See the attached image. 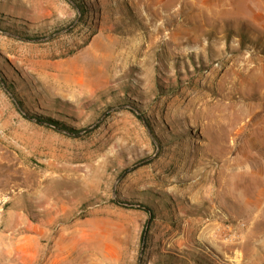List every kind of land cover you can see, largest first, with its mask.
Returning <instances> with one entry per match:
<instances>
[{"label": "rangeland", "instance_id": "374dc122", "mask_svg": "<svg viewBox=\"0 0 264 264\" xmlns=\"http://www.w3.org/2000/svg\"><path fill=\"white\" fill-rule=\"evenodd\" d=\"M0 72V264H264V0H0Z\"/></svg>", "mask_w": 264, "mask_h": 264}, {"label": "trees", "instance_id": "16d2710c", "mask_svg": "<svg viewBox=\"0 0 264 264\" xmlns=\"http://www.w3.org/2000/svg\"><path fill=\"white\" fill-rule=\"evenodd\" d=\"M0 75H2L1 72H0ZM2 82H3L4 86H5V82H4L3 79H2ZM10 94L12 96H15V95H13L14 94L13 92L12 93L10 92ZM15 104H16L17 108L22 112V114H24L25 116H28L29 119L34 120V121H36V122H38L40 124L47 125L49 127L55 128L57 130L66 131V132H68L69 134H72V135H77L81 131H84V132H90L91 131L89 127L82 128V129H79V130H75V129L71 128V127H67L64 124H61L60 122H58V121H56L54 119H51V118H48V117H44L42 115H38V114H35V113H31V114H27L26 115L24 113V104H23V102H21V101L16 99L15 100ZM132 112L138 118H140L144 122V124H146L148 127H150V125H149L150 123H149L148 119L145 116L139 114L135 109H133ZM148 162H149L148 160H141V161H138L137 163H135L134 166H142V165L147 164ZM120 204L127 205V203H124V202H120ZM131 206H137L138 208H141V209L147 211L150 214L148 222L146 223V226H145V228H144V230L142 232V235H141V241L143 243H145L147 235L149 233V228H150L151 222H152V220L154 218V213H153V211H152V209L150 207H148V206H146L144 204L131 205Z\"/></svg>", "mask_w": 264, "mask_h": 264}, {"label": "bare ground", "instance_id": "6f19581e", "mask_svg": "<svg viewBox=\"0 0 264 264\" xmlns=\"http://www.w3.org/2000/svg\"><path fill=\"white\" fill-rule=\"evenodd\" d=\"M208 1H206L205 3H207ZM219 83V82H217ZM220 84V83H219ZM202 99V97H200ZM205 100V98H204ZM203 100V101H204ZM207 100V99H206ZM202 101V100H201ZM209 101V100H208ZM206 102V101H205ZM203 103V102H202ZM218 116V115H217ZM223 117V116H222ZM238 117L236 115L232 116L229 120H227V117H223V118H219L216 119L217 125L219 124L221 129L223 127H234V125L239 121ZM244 125V124H243ZM245 126V125H244ZM224 130V129H223Z\"/></svg>", "mask_w": 264, "mask_h": 264}]
</instances>
